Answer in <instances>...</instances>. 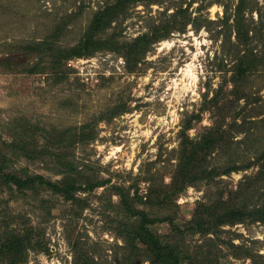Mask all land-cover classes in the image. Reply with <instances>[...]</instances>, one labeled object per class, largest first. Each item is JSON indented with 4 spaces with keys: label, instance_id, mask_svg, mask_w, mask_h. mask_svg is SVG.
I'll return each mask as SVG.
<instances>
[{
    "label": "rangeland",
    "instance_id": "rangeland-1",
    "mask_svg": "<svg viewBox=\"0 0 264 264\" xmlns=\"http://www.w3.org/2000/svg\"><path fill=\"white\" fill-rule=\"evenodd\" d=\"M116 1L0 0V153L37 181L19 189L0 179V264H167L130 237L137 217L115 185L182 264H264V222L217 220L225 207L244 215L264 203V0H129L96 37L155 33L133 70L107 49L60 57ZM215 92L221 137L204 164L219 172L176 194L183 125L195 138L217 119L203 108ZM83 127L92 138L71 143ZM62 157L102 184L68 199L54 192L47 182L63 176ZM220 200L229 203L214 216L197 209Z\"/></svg>",
    "mask_w": 264,
    "mask_h": 264
},
{
    "label": "trees",
    "instance_id": "trees-1",
    "mask_svg": "<svg viewBox=\"0 0 264 264\" xmlns=\"http://www.w3.org/2000/svg\"><path fill=\"white\" fill-rule=\"evenodd\" d=\"M129 2V0H118L115 4L109 5L99 12L95 14L91 23L88 26V29L81 41H79L76 45L66 48L64 53H61L60 57L69 59L71 57H80L91 55V53L100 50L107 49L121 54L126 61L127 68L129 71L133 70L134 65L137 63L138 59L144 52L146 51L149 43L152 40L157 38V35L154 33L151 37H147L146 35L139 36L134 39L132 42H119L115 39V37H106L104 39L97 38L96 35L100 33L103 29H106L108 24L113 20V18L122 10L124 6ZM242 11L240 4H237V23H239V13ZM237 34L243 35V39L245 36L242 31H240V27H237ZM30 48L31 51H34V47L30 45L25 47ZM29 49V51H30ZM30 51V52H31ZM36 52V51H35ZM138 58V59H137ZM252 61H250L245 69L249 72L252 69ZM242 70V69H241ZM244 72V73H245ZM242 74V78L247 74ZM238 74L240 72L238 71ZM240 76V75H239ZM239 78V77H238ZM237 78V79H238ZM237 81V80H235ZM240 95H236V99H239ZM211 106H214L217 110L213 111L214 115L218 116L217 119L213 121L210 126L205 127V129L199 133V135L195 138L189 137L188 133H186V129L191 124V121H187L185 125H183V130L180 133V143L181 148L179 151L178 162L176 164V169L172 175V183H176L172 188V192H176L179 194L183 188L187 185L192 184L195 180L203 177V176H213L216 175L218 170L215 168H210L207 170L205 166V158L207 155L214 150L215 146L218 144L221 133L219 132V127L217 126L221 117L220 108L218 105V95L217 92L209 98L205 99L204 107L210 109ZM196 118H199V114L195 115ZM60 139H64V137H69L68 131L64 130L62 133H59ZM93 136L92 130H88L87 127L80 128L78 132L72 134L71 143L85 141L91 139ZM70 139V138H69ZM67 146V144H66ZM1 152V151H0ZM7 158L4 154L0 153V179H2L3 184H10L16 186L19 189L23 188H34L36 186V182L34 178L29 177L27 175H19L8 168V163L6 162ZM70 161L64 157L57 160V165L61 167L63 176L55 183L51 181H46L47 184L52 188L54 192H60L64 195L65 198H72L75 190L78 188H90L93 189L99 184L101 185V181H91L90 179H80V173L77 171V167L71 166ZM40 179L41 177L38 176ZM43 180V179H41ZM41 183H45V181H41ZM115 194L118 196L121 205L123 206V210L127 212L130 217H137V225L134 230H132L129 235L132 237V240L135 239L141 241L146 245V249H148L151 254L154 256V259L167 263V264H182L178 256V247L174 243H167L161 241L158 236H156L152 231L147 228V223L150 222L148 218V214L145 210L136 207L133 204V200L127 193H125L122 186L115 185ZM226 200L217 201L214 205H201L199 204L197 209H203L204 213L208 216H214L217 211H219L222 207L228 204ZM225 207V212L218 217V223L222 224L225 222L233 223L235 218L240 219L242 216H249L250 219L258 220L264 222V203L259 205L258 207L252 208L247 211L244 215L243 211L240 212L236 207ZM217 223V224H218ZM198 224L196 230H201L205 232L201 224L200 220H195V225ZM2 254H4L2 252ZM7 264V263H6Z\"/></svg>",
    "mask_w": 264,
    "mask_h": 264
}]
</instances>
